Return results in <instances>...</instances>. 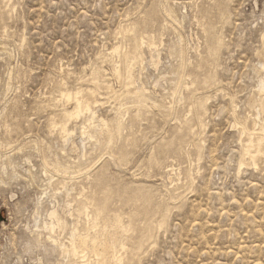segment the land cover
I'll return each mask as SVG.
<instances>
[{
	"label": "rangeland",
	"instance_id": "1",
	"mask_svg": "<svg viewBox=\"0 0 264 264\" xmlns=\"http://www.w3.org/2000/svg\"><path fill=\"white\" fill-rule=\"evenodd\" d=\"M263 35L264 0H0V264H77L73 229L84 264H264Z\"/></svg>",
	"mask_w": 264,
	"mask_h": 264
},
{
	"label": "bare ground",
	"instance_id": "2",
	"mask_svg": "<svg viewBox=\"0 0 264 264\" xmlns=\"http://www.w3.org/2000/svg\"><path fill=\"white\" fill-rule=\"evenodd\" d=\"M1 1H5V0H1ZM145 41V40H144ZM146 44V43H145ZM148 44V43H147ZM262 45L264 46V35L262 36ZM116 47V46H115ZM156 49V48H155ZM133 50V49H132ZM135 52V51H133ZM126 58V57H125ZM260 69L261 71L264 73V64L260 65ZM115 76V75H114ZM118 79V78H117ZM126 79V78H125ZM91 80V79H90ZM92 82V81H91ZM95 82V81H93ZM86 84V83H85ZM89 84V83H88ZM125 84V83H124ZM102 85V84H101ZM131 85V84H129ZM101 87V86H100ZM99 87V88H100ZM81 89V88H79ZM125 89V88H124ZM91 90V89H90ZM89 90V91H90ZM107 90H105L106 92ZM258 94L259 97L257 98H250L248 105L250 107V109L255 111V117H253L252 119V124L254 126L253 128V132L248 133V131H246V129H242V135L247 136V142L249 143V145L246 146L245 148V155L249 156L250 159L252 160V156H250V150L251 148H253V143H254V136L255 135H259L261 134V136H264V81H261V83L258 86ZM77 92V91H76ZM61 93V92H60ZM64 93V92H63ZM80 93V92H79ZM86 96V95H84ZM89 96V95H88ZM91 96V95H90ZM64 97V96H63ZM69 97H67L68 99ZM91 98V97H90ZM89 98V99H90ZM84 99H82L83 101ZM80 101V100H79ZM97 103V102H96ZM201 105V104H200ZM201 108V106H200ZM84 109V108H83ZM70 112V111H69ZM79 112V111H78ZM71 113V112H70ZM77 113V112H76ZM69 115V114H68ZM53 120V119H52ZM56 122V121H55ZM67 122V121H66ZM234 124V123H233ZM232 124V125H233ZM252 131V130H250ZM261 136H258L257 139V145L256 148H260V142L262 141ZM92 137V136H91ZM74 169H78V167H73ZM54 169H56L58 172L61 171L63 173H67L66 171L70 169V167H60V166H56L54 165ZM172 169V168H171ZM71 213V216H73L72 212H69V214ZM49 218H50V222H44L42 225L43 230L49 232V233H53L55 227L59 226L60 223V219L58 218L57 214L55 211H51L49 212ZM77 230H72L71 234H70V239H69V243L66 245L63 244H59L56 240H52L51 237H48L49 242L52 243V245H56V247L59 249L60 253L62 255H64L65 257H69L70 255H80L79 258V263L77 264H84L85 263V259L87 258V255L85 254V250H86V243H87V239L85 237H81L79 235L76 234ZM39 235V234H38ZM88 235V234H87ZM86 235V236H87ZM88 238V237H87ZM90 242V241H89ZM92 244V243H91ZM94 244V243H93ZM81 249V250H78ZM112 255V250L110 247L105 246L103 248V251L100 253L98 250H93V256H95L96 258V264H116V260L115 258L112 259L111 258ZM94 260V259H93ZM94 262V261H93ZM90 264V263H88Z\"/></svg>",
	"mask_w": 264,
	"mask_h": 264
}]
</instances>
